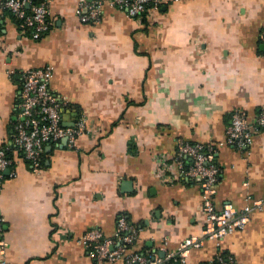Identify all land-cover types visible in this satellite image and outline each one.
<instances>
[{
  "label": "crops",
  "instance_id": "obj_1",
  "mask_svg": "<svg viewBox=\"0 0 264 264\" xmlns=\"http://www.w3.org/2000/svg\"><path fill=\"white\" fill-rule=\"evenodd\" d=\"M99 1L100 20L83 23L78 0H49L51 30L39 39L0 3V145L13 144L26 70L52 67L64 125L88 119L75 146L45 147L39 171L11 153L0 190L11 264H98L82 237L93 228L113 237L120 214L140 229L132 252L162 256L200 236L201 180L180 172V142L214 149L217 210L264 200V128L250 146L226 142L235 111L254 120L264 106V0H166L141 18ZM218 252L264 264V209L220 247L193 249L187 264Z\"/></svg>",
  "mask_w": 264,
  "mask_h": 264
},
{
  "label": "built area",
  "instance_id": "obj_2",
  "mask_svg": "<svg viewBox=\"0 0 264 264\" xmlns=\"http://www.w3.org/2000/svg\"><path fill=\"white\" fill-rule=\"evenodd\" d=\"M128 17L141 18L151 6H158L166 0H109ZM1 5L17 19L19 27L32 38L39 39L51 30L49 0H1ZM101 1L78 0L76 15L83 23H95L102 14ZM264 42V33L260 35ZM53 76L51 66L34 68L20 75V98L17 104V120L12 145H0V190L5 181V170L13 164L11 153L16 151L28 161L35 171L41 169L45 147L50 143H61L64 139L70 147L88 130V119L80 115L73 125H64L62 110L66 101L51 88ZM264 128V106L254 120H250L244 110L232 114L226 130V142L230 146L247 147L253 143L254 133ZM184 158H190V165H184ZM180 172L190 178H200L203 190V210L206 224L200 236L189 237L175 250L160 256L157 253L144 254L130 249L138 240L140 229L125 214L117 218L116 232L107 237L100 229L88 230L82 237L88 254L98 264H187L193 249L201 248L208 240L221 246L225 237L244 230L254 209H264V200H252L244 210L233 204H226L217 210L214 203L216 187L221 169L215 161L214 149L200 143L180 142L177 152ZM14 173H12V176ZM4 219L0 217V235L4 229ZM8 242L0 239V264H11L5 257ZM208 264H237L232 254L218 252Z\"/></svg>",
  "mask_w": 264,
  "mask_h": 264
},
{
  "label": "trees",
  "instance_id": "obj_3",
  "mask_svg": "<svg viewBox=\"0 0 264 264\" xmlns=\"http://www.w3.org/2000/svg\"><path fill=\"white\" fill-rule=\"evenodd\" d=\"M40 0H35V2H39ZM43 164H44V155H43V158H42V162H41V168L43 167Z\"/></svg>",
  "mask_w": 264,
  "mask_h": 264
},
{
  "label": "water",
  "instance_id": "obj_4",
  "mask_svg": "<svg viewBox=\"0 0 264 264\" xmlns=\"http://www.w3.org/2000/svg\"><path fill=\"white\" fill-rule=\"evenodd\" d=\"M63 142H64V143H66V140H64ZM125 183H128V182H124V184H125ZM127 185H128V186H130V184H125V186H127ZM162 256L164 257L165 255H164V254H162ZM176 264H180V263H179V262H177Z\"/></svg>",
  "mask_w": 264,
  "mask_h": 264
}]
</instances>
